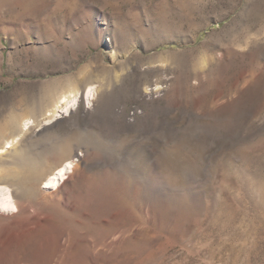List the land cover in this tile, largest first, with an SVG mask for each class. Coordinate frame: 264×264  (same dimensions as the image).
I'll use <instances>...</instances> for the list:
<instances>
[{"label": "rangeland", "instance_id": "obj_1", "mask_svg": "<svg viewBox=\"0 0 264 264\" xmlns=\"http://www.w3.org/2000/svg\"><path fill=\"white\" fill-rule=\"evenodd\" d=\"M23 113L0 169L48 135L121 163L86 169L107 209L61 214L97 240L120 209L124 244L87 264H264V0H0V125Z\"/></svg>", "mask_w": 264, "mask_h": 264}, {"label": "bare ground", "instance_id": "obj_2", "mask_svg": "<svg viewBox=\"0 0 264 264\" xmlns=\"http://www.w3.org/2000/svg\"><path fill=\"white\" fill-rule=\"evenodd\" d=\"M84 91L87 97L91 94L92 88H85ZM55 93L59 95L56 96ZM47 95L49 102H56L54 106L61 105L64 110L79 104L78 90L74 87L69 86L62 91L49 89ZM28 119L29 116L25 113L12 115L5 126L0 125L3 149L15 142V138L9 137L6 133L8 128H11L8 125L14 128L21 122L22 126H26ZM71 138L48 135V145L40 151L37 149V152L33 153L31 148L28 149L29 146L25 152L23 150V152H15L9 164L2 165L3 168L0 169V264H87L86 259H82L83 255L91 260H101L102 254L110 256L124 244V230L117 227L122 216L120 209H112L110 216L114 220L103 219L102 222L111 226V230L103 232L102 238L97 240H93V237L91 240L81 232L79 236V231L77 233L72 231L73 226L70 223V226L68 225L70 221L62 219V212L67 213L72 210L75 212L76 208L79 210L81 208V212L77 209L78 212L89 218L95 209L98 213L102 212L110 203L104 187V183L105 186L108 184L104 182L103 175L94 177L95 175L88 174L86 169L92 166L102 168L113 163L121 164L119 159L115 162L101 157L92 160L86 157L87 150H83L84 156L79 157L78 161L71 159L73 152L76 151ZM77 140L78 148L81 144L92 142V139L85 135L77 136ZM58 167L60 168L55 171ZM68 170L71 172L68 173ZM43 181L46 184L45 188L39 186ZM10 186L16 188L17 192L12 193ZM90 204L95 205L94 210L92 206L89 208ZM127 211V215L131 216V211ZM130 231H133L132 226ZM39 236L42 239L37 241L30 260H27L25 256L26 260L17 255L18 251L25 250L31 240ZM12 250L16 253H11ZM11 255L13 256L10 257Z\"/></svg>", "mask_w": 264, "mask_h": 264}]
</instances>
